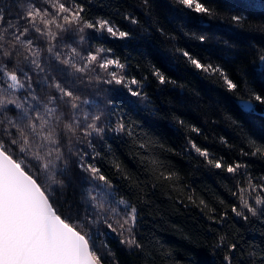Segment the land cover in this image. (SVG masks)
I'll return each mask as SVG.
<instances>
[{
	"label": "trees",
	"instance_id": "obj_1",
	"mask_svg": "<svg viewBox=\"0 0 264 264\" xmlns=\"http://www.w3.org/2000/svg\"><path fill=\"white\" fill-rule=\"evenodd\" d=\"M78 2L85 8L86 19L93 22L106 19L120 30H131L137 39L125 43L105 32V40L73 44L85 57L89 51L95 53L97 48L103 47L105 52L101 53V59H118L124 65L123 69L110 66L108 70H103L98 67V61L85 73L77 74L82 78V83L70 79L80 89L82 98L98 102L97 107L86 105L84 110L102 113L101 126L105 121H110L114 128L123 121L125 130L120 133L106 131L103 138L84 137L78 131L77 135L81 139L77 141L75 137L71 138V153L68 151L69 138L63 137L61 151L67 160V171L64 175L56 176V180L63 183L54 185L55 200L67 208L68 204L79 202L81 188L92 187L90 174L79 167L80 157L83 156L85 165L99 168L100 174L118 189L116 199L122 196L137 209L136 224L131 233L119 234L120 229L115 223L119 217L116 216L105 217L117 228L115 233L99 219L84 228L94 234L96 251L105 256V264H228L224 259L226 255L232 258L231 264H260L261 259H264L260 256L264 252V214L258 211L253 216L248 212L241 205L239 190L241 187L247 188L249 177L257 184L264 178V155L253 156L254 147L250 143V140H254L257 145L264 146V132L258 127L264 122L241 113L232 102L236 98L235 94L228 93L217 76L194 74V71H185L184 65L176 72H169L155 59L153 48L159 46L166 49L173 43L176 47L187 48L194 54L198 53L202 62L220 64L234 80L239 76V70L256 53L216 24L211 28H200L183 19L170 23L173 15L170 11L171 0H150V14L144 0ZM226 2L240 4L242 0ZM243 11L241 7L228 14ZM225 12L227 9H221L222 14ZM5 16L4 28L9 22L18 23L7 12ZM125 17H135L141 23L133 25ZM143 27H149L151 35L143 32ZM159 28L163 29V34L152 31ZM16 30L9 29L5 38L10 39L9 33ZM19 30H23V25ZM91 31L86 30V33ZM192 33L204 34L209 39L207 43L201 44L199 40L189 38ZM170 37L176 39L173 41ZM28 38L33 39L34 47L42 50V63H47L43 57L47 55L46 49L50 43L56 45L63 56L68 55L69 49L64 47V43L49 41L46 37L36 39L32 34ZM259 46L264 47V44ZM107 49H112V52L108 53ZM75 62L83 66L78 57ZM153 66L160 67L176 83L160 84L152 75ZM113 71L125 80L135 78L141 81L147 102L142 97L131 96L123 85L106 83L111 79L109 73ZM52 74L61 79L57 73ZM32 75L35 81L37 77ZM131 87L135 91L140 86ZM33 88L41 99L46 100V89L42 91L35 83ZM16 95L21 102L31 100L27 89L18 90ZM226 96L232 97V101L225 100ZM25 97H28V101H25ZM109 100L112 104H109ZM263 106H258V111ZM7 115L14 116L15 110ZM179 120H183L184 124L180 125ZM193 127L198 128L199 132L191 131ZM0 139L5 141L6 147L10 146L9 137L2 131ZM89 140L92 147H89ZM189 140L202 150H207L209 159L220 160L223 167L217 169L209 165L204 157L191 150ZM13 152H19L18 145L13 147ZM14 158L19 159L20 156L14 155ZM24 159L34 173L38 171L39 162L31 154ZM152 161H158L161 166L154 167ZM58 163L64 167L63 161ZM236 163L245 167L236 173L227 172V166ZM167 174H171L172 178L165 179ZM46 177L47 173L40 171V179L44 184L48 183ZM255 196V192L251 196L245 193V198L249 199L253 207H257ZM118 207L121 210L124 208L123 205ZM233 207L244 215L237 216L232 211ZM84 215V206L81 205L80 216ZM245 216L248 218L245 219ZM133 236L140 247L120 243L122 239ZM232 244L237 245L236 249H229Z\"/></svg>",
	"mask_w": 264,
	"mask_h": 264
},
{
	"label": "snow or ice",
	"instance_id": "obj_2",
	"mask_svg": "<svg viewBox=\"0 0 264 264\" xmlns=\"http://www.w3.org/2000/svg\"><path fill=\"white\" fill-rule=\"evenodd\" d=\"M144 5L150 14V0H144ZM241 7L243 12L228 14ZM221 9H227V12L222 14ZM170 11L173 14L170 23L172 20L183 19L200 28H211L216 24L217 27H224L256 55L239 70L240 74L234 80L220 64L202 62L198 53L176 47L173 43L166 49L159 46L153 48V55L162 68L176 72L184 65L185 71L217 76L222 80L225 90L236 96L234 101L230 96L224 97L225 100L232 101L241 113L255 116L264 122V110L258 111V106L264 105V47L259 46L264 44V0H242L240 4H230L226 0H171ZM6 12L14 16L18 23L9 22L7 28H4ZM190 13L196 15L191 16ZM125 18L133 25L141 23L135 17ZM21 25L22 31L19 30ZM149 27H143V32L149 33ZM12 28L17 30L10 32V39H6L5 33ZM86 30L92 31L86 33ZM152 31L163 34L162 28ZM105 32L125 43L137 39L131 30H120L106 19L95 22L86 19L85 8L78 0H0V131L9 137L10 145L6 147L5 141L0 139V264H105V256L96 251L94 234L84 228L95 224L99 219L104 221L111 232H117L113 223L105 219L106 216L119 217L115 223L120 229V235L124 232L131 233L135 227L136 207L129 205L122 196L116 199L118 189L114 188L106 176L100 174L99 168L91 164L85 165L83 156L80 157L79 167L90 174L89 182L92 187L81 188L79 202L68 204L67 208L58 203L53 195L54 185L63 183L56 180L57 174L64 175L67 171V160L61 151L63 137L69 138L68 151L71 153V138L75 137L77 141L81 139L77 135L78 131L84 137L103 138L106 131L120 133L125 130L123 121L114 128L110 121H105L101 126L102 113L94 114L84 110L86 105L97 107L98 102L82 98L80 89L70 79L74 78L76 82L82 83V78L77 74L85 73L98 61V67L103 70H108L110 66L124 68L118 59H101V53L105 52L103 47L97 48L95 53L89 51L85 57L73 46L88 41L105 40ZM29 34L36 39L46 37L49 41L64 43V47L69 49L68 55L63 56L57 46L50 43L46 49L47 55L43 57L47 63H42V50L34 47L33 39L28 38ZM184 35L187 36L188 33ZM189 38L199 40L201 44L207 43L209 39L204 34L196 33H192ZM170 39L174 41L176 37ZM224 43L228 46L227 41ZM107 52L111 53L112 49H107ZM77 57L83 62V66L75 62ZM232 59L235 60L236 57ZM153 68L152 75L160 84L176 83L160 67ZM53 72L61 79L53 75ZM32 74L37 77L35 81ZM109 74L111 79L105 81L106 83L123 85L131 96L142 97L147 102V97L143 96L144 85L141 81L135 78L125 80L123 76L118 77L115 71ZM34 83L42 91L47 90L46 100L37 95L33 88ZM131 85L140 87L134 91ZM21 89L28 90L31 100L28 101V97H25L27 103L21 102L16 95ZM109 104H112L111 100ZM14 110V116L7 115ZM178 123L183 125L184 121L179 120ZM253 126L257 127L255 124ZM258 127L264 132V123ZM191 131L198 133L199 129L193 127ZM188 143L191 150L204 157L209 165L217 169L223 167L220 160L209 159L207 150H202L191 140ZM250 143L254 147L253 156L264 155V146L257 145L254 140H250ZM17 145L19 152L14 153L13 147ZM89 147H92L91 140ZM141 147L144 145L141 144ZM29 154L39 162L38 171L35 173L24 159ZM242 154L247 155L243 152ZM14 155H19L20 158H14ZM61 161L64 162L63 168L58 163ZM152 164L154 167L161 166L158 161H152ZM116 167L119 168V165ZM241 167L245 166L236 163L234 166L228 165L226 170L236 173ZM40 171L47 173V184L41 181ZM164 178L171 179L172 176L167 174ZM97 181L100 183H96ZM239 191L241 205L248 212L253 216L258 211L264 214V195H261L264 192V178L257 184L249 177L247 188L241 187ZM246 192L248 196L252 192L256 193L257 207H253L249 199L245 198ZM81 205L84 206L83 217L80 216ZM119 205L124 208L121 210ZM232 211L237 216L244 215L236 207ZM120 243L140 247L134 236L122 239ZM236 247V244L229 245L230 250ZM260 256L264 257V252ZM224 259L231 264L232 258L229 255ZM260 264H264V259H261Z\"/></svg>",
	"mask_w": 264,
	"mask_h": 264
},
{
	"label": "water",
	"instance_id": "obj_3",
	"mask_svg": "<svg viewBox=\"0 0 264 264\" xmlns=\"http://www.w3.org/2000/svg\"><path fill=\"white\" fill-rule=\"evenodd\" d=\"M262 110H264V106H263Z\"/></svg>",
	"mask_w": 264,
	"mask_h": 264
}]
</instances>
